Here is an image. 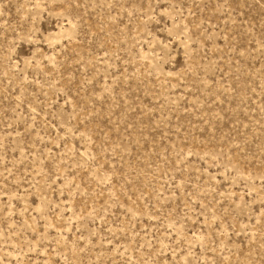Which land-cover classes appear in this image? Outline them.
<instances>
[{
    "label": "rangeland",
    "instance_id": "374dc122",
    "mask_svg": "<svg viewBox=\"0 0 264 264\" xmlns=\"http://www.w3.org/2000/svg\"><path fill=\"white\" fill-rule=\"evenodd\" d=\"M0 264H264V0H0Z\"/></svg>",
    "mask_w": 264,
    "mask_h": 264
}]
</instances>
